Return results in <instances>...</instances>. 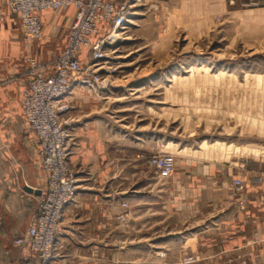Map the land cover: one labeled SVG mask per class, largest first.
<instances>
[{"label": "crops", "instance_id": "crops-1", "mask_svg": "<svg viewBox=\"0 0 264 264\" xmlns=\"http://www.w3.org/2000/svg\"><path fill=\"white\" fill-rule=\"evenodd\" d=\"M152 3L167 5L186 25L197 23L198 32L210 22L251 42L264 39V0ZM74 15L73 6L43 11L42 37L29 49L8 0H0V264H21L13 239L31 224L44 188L37 142L21 108L26 57L35 53L49 66L65 47ZM87 56L83 49L84 63ZM83 87L70 95L78 103L68 140L75 197L64 209L62 243L50 264H264V160L227 161L177 148L173 172L161 177L146 157L176 147L151 136L112 140L99 111L82 104Z\"/></svg>", "mask_w": 264, "mask_h": 264}, {"label": "rangeland", "instance_id": "rangeland-1", "mask_svg": "<svg viewBox=\"0 0 264 264\" xmlns=\"http://www.w3.org/2000/svg\"><path fill=\"white\" fill-rule=\"evenodd\" d=\"M152 2H137L104 47L99 81L83 87L82 104L99 111L112 140L152 137L169 140L173 155L185 148L207 158L264 160V39L251 42L210 22L198 32L197 23ZM67 102L71 120L78 103ZM227 145L240 150L228 153Z\"/></svg>", "mask_w": 264, "mask_h": 264}, {"label": "built area", "instance_id": "built-area-1", "mask_svg": "<svg viewBox=\"0 0 264 264\" xmlns=\"http://www.w3.org/2000/svg\"><path fill=\"white\" fill-rule=\"evenodd\" d=\"M140 0H8L12 15L19 22L26 47L42 37L41 13L73 6L75 15L66 34V44L51 64H41L34 53L27 55V80L21 90L23 117L37 142L39 166L44 179L36 214L13 244L21 251V264H50L62 243L60 227L65 207L74 200L76 174L68 162L70 123L63 112L75 85L94 87L99 81V65L104 47L112 45L114 32H121ZM106 31L107 34L103 35ZM88 52L87 62L81 51ZM148 164L161 177L175 167L172 153H153ZM237 189L244 185L234 179ZM123 207L128 203L123 201ZM124 219V216H118Z\"/></svg>", "mask_w": 264, "mask_h": 264}, {"label": "bare ground", "instance_id": "bare-ground-1", "mask_svg": "<svg viewBox=\"0 0 264 264\" xmlns=\"http://www.w3.org/2000/svg\"><path fill=\"white\" fill-rule=\"evenodd\" d=\"M123 27H124V26H123ZM120 33H121V32H114L113 36H114L115 40L119 37ZM115 40H114V41H115ZM103 62H104V61H103ZM103 62H98V63L96 64V65H99L98 68H101V67H102L101 65L103 64ZM105 63H106V62H105Z\"/></svg>", "mask_w": 264, "mask_h": 264}, {"label": "water", "instance_id": "water-1", "mask_svg": "<svg viewBox=\"0 0 264 264\" xmlns=\"http://www.w3.org/2000/svg\"><path fill=\"white\" fill-rule=\"evenodd\" d=\"M27 190H31L30 188H28Z\"/></svg>", "mask_w": 264, "mask_h": 264}]
</instances>
